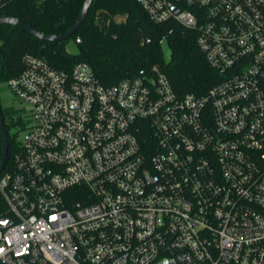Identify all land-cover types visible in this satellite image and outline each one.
Returning a JSON list of instances; mask_svg holds the SVG:
<instances>
[{"label": "built area", "instance_id": "obj_1", "mask_svg": "<svg viewBox=\"0 0 264 264\" xmlns=\"http://www.w3.org/2000/svg\"><path fill=\"white\" fill-rule=\"evenodd\" d=\"M137 2L196 31L221 79L179 95L157 65L106 86L25 55L0 264H264V0Z\"/></svg>", "mask_w": 264, "mask_h": 264}, {"label": "trees", "instance_id": "obj_2", "mask_svg": "<svg viewBox=\"0 0 264 264\" xmlns=\"http://www.w3.org/2000/svg\"><path fill=\"white\" fill-rule=\"evenodd\" d=\"M84 3L85 0H7L0 9V18L15 17L45 34L62 35L75 24ZM118 16L125 20L116 21ZM197 37L196 31L174 22L155 24L137 0H94L83 25L71 38L79 48L77 55L67 51V41L45 42L19 27L0 26V79L18 77L23 71L24 56L30 54L60 71L69 72L76 63L86 62L106 86L136 78L157 65L177 94L202 96L221 77L198 49ZM165 43L170 48L169 59L163 49ZM6 127L9 133L7 124ZM18 149L9 133L7 168ZM1 156L0 144V162Z\"/></svg>", "mask_w": 264, "mask_h": 264}, {"label": "rangeland", "instance_id": "obj_3", "mask_svg": "<svg viewBox=\"0 0 264 264\" xmlns=\"http://www.w3.org/2000/svg\"><path fill=\"white\" fill-rule=\"evenodd\" d=\"M125 17L118 16L116 21L121 22ZM66 49L72 55L79 53V48L73 39L66 42ZM167 59L170 58V48L163 45ZM0 103L5 113L6 124L9 126V133L17 145H21L28 130L33 126V108L22 100L11 88L8 79H0Z\"/></svg>", "mask_w": 264, "mask_h": 264}, {"label": "water", "instance_id": "obj_4", "mask_svg": "<svg viewBox=\"0 0 264 264\" xmlns=\"http://www.w3.org/2000/svg\"><path fill=\"white\" fill-rule=\"evenodd\" d=\"M93 1L94 0H85V3L82 7L81 13L77 21L69 31H67L65 34L62 35L45 34L15 17L0 18V26L7 24V25H13L19 27L31 33L35 38L45 42H65L70 40L79 31L80 27L83 25L89 13ZM0 137H1V145H2V156L0 162V174H1L5 169L9 157V133L6 127L5 117L3 114L1 103H0Z\"/></svg>", "mask_w": 264, "mask_h": 264}]
</instances>
